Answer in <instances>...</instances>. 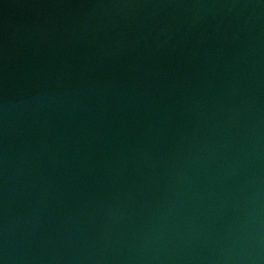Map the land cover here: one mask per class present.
<instances>
[{
    "label": "water",
    "instance_id": "1",
    "mask_svg": "<svg viewBox=\"0 0 264 264\" xmlns=\"http://www.w3.org/2000/svg\"><path fill=\"white\" fill-rule=\"evenodd\" d=\"M0 264H264V0H31Z\"/></svg>",
    "mask_w": 264,
    "mask_h": 264
}]
</instances>
